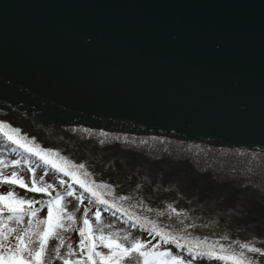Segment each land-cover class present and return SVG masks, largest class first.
<instances>
[{
  "label": "water",
  "instance_id": "95a60500",
  "mask_svg": "<svg viewBox=\"0 0 264 264\" xmlns=\"http://www.w3.org/2000/svg\"><path fill=\"white\" fill-rule=\"evenodd\" d=\"M0 124L142 221L264 252V0H0Z\"/></svg>",
  "mask_w": 264,
  "mask_h": 264
},
{
  "label": "snow or ice",
  "instance_id": "6c2138e0",
  "mask_svg": "<svg viewBox=\"0 0 264 264\" xmlns=\"http://www.w3.org/2000/svg\"><path fill=\"white\" fill-rule=\"evenodd\" d=\"M103 135V134H101ZM0 137H3L6 141L11 142L12 144L18 145L25 152L37 156L39 160L43 162V165L50 166L54 172H62L64 176H69L73 183L78 184L83 192L79 196H74L75 189H73L72 184L67 185L66 193L57 192L56 195L45 201H34V200H23L17 199L16 194L13 191H9L6 195H0V264H43V254L46 249L47 240L54 238L56 234V229L63 228L64 231H69V227H65L61 222V215L66 214L65 209L61 206V201L66 197H74L79 201L77 210H79L80 204H83L85 196L83 193H88V203L89 205H103L104 211H110L112 209L115 212H120L123 215H128L129 218L133 217V213L129 212L127 209H124L121 206V202L125 200V197H120L119 199H113L109 201L103 198V193L101 190H107L108 195H112V190L107 185H97L94 182H88L86 179H81L77 172L83 168L80 166V169L76 171H69V168L74 166L69 165L59 153L55 152H46L39 148L38 145L34 143L31 144L26 137H22L18 130L8 127L7 125L0 124ZM16 149H13L15 152ZM13 166H19L20 160H15L11 162ZM0 165H5V162L0 161ZM40 165H37L39 167ZM33 172L34 169H29ZM48 169H45V175H47ZM84 177L88 176L87 172L83 173ZM17 173L13 172L11 180L0 176V182L3 183H13L19 184L21 187H27L23 179H16ZM42 183V181H41ZM61 186L65 185L63 179L59 180ZM37 182L33 179L32 187L29 188V191L47 193L49 189H53V185L48 184L43 187H37ZM33 204H40V209H33ZM25 206H27L28 211H25ZM47 206V219L40 221L39 223L46 224L47 227L42 233L38 236L39 248L38 250L32 251L29 249L28 245L32 243L29 239L25 243V237L31 235L30 230H25L23 235L16 237L17 244L15 248L6 246V241L8 239V234H10L14 229L7 228V223L15 221L20 223L25 215L35 216L38 211L42 210ZM55 206V208H54ZM134 207V206H133ZM6 209L9 213L7 221L3 220L2 213ZM54 210L56 213L55 220ZM91 209L86 207L84 209L83 216L81 218L82 227L78 229V234L80 236L79 248L83 252L86 247L85 241H88L87 244V260L91 264H96L94 256L99 258L100 264H122V261L128 257L132 252L138 253L139 257L142 258V264H192V261L197 258H204L209 261L217 260L220 264H255V261L246 255V253L260 254L264 255V252L260 248L251 246L249 243H241L239 241L229 243L228 246L221 243L219 240L208 241L207 239H200L198 237L192 236L190 233L185 231L181 232H169L165 231L164 227H161L157 224L155 220L144 222H138L139 218H136L133 223V227H139L142 231H147L149 235L155 239L159 237V241L156 244H152L151 248H148L147 244L135 240L132 242L131 247L127 248L124 245L120 244L118 241L120 239L119 233H110L105 236L103 234L99 236H93V229L90 225L88 218V213ZM113 212V214H115ZM171 212L175 213V209H171ZM164 215L163 212L157 213V216ZM67 220L75 223L74 214L67 213ZM97 225L101 222V211L97 207V210L93 216ZM149 225L146 227L145 225ZM29 225L31 226V220H29ZM6 229V231H5ZM101 233L102 229H98ZM124 240H128L129 237L125 235ZM227 240V237H224ZM93 240H99L100 245L109 249L107 255L95 251V248L98 246L93 243ZM161 242L165 245L172 244L178 250H183L187 255L192 257V260L185 262L181 256L173 255L170 251H160ZM151 243V241H148ZM64 245L63 238H58V247L55 249L56 256L59 257L60 247ZM69 254H72L71 245H68ZM27 252L30 257L29 260L24 259V253ZM65 264H68V261H65ZM76 264H81L80 261H77Z\"/></svg>",
  "mask_w": 264,
  "mask_h": 264
},
{
  "label": "rangeland",
  "instance_id": "374dc122",
  "mask_svg": "<svg viewBox=\"0 0 264 264\" xmlns=\"http://www.w3.org/2000/svg\"><path fill=\"white\" fill-rule=\"evenodd\" d=\"M0 161L5 162V165H0V176L4 178H8L11 180L12 173L16 172L17 177L16 179H23L25 185L27 187H21L19 184L13 183H3L0 182V195H6L9 191H13L16 194L17 199L23 200H34V201H45L48 200L56 195L57 192L59 193H66L67 192V185L72 184L73 189H75L74 196H79L80 193L83 192V189L79 187L78 184L72 182L69 176H64L63 173L58 175L54 172H47L45 175V169L43 167H37L31 163H21L19 166H13L11 162L17 160L16 156L11 154L10 152L5 151V149L9 148V144L7 143L4 138L0 137ZM2 147L4 150H2ZM24 156V155H23ZM24 158V157H23ZM28 158V157H27ZM25 159V158H24ZM29 169H34L33 172L29 171ZM69 170V169H68ZM50 171H52L50 169ZM71 171V170H69ZM81 179L83 177L77 173ZM33 179L37 182V187H43L45 185L51 184L53 185V189H49L47 193L42 192H35L29 191L28 189L32 187ZM63 179L66 183L64 186H61L59 180ZM42 181V183H41ZM85 199L83 204H80L79 210H77V206L79 201L74 197H66L61 201V206L65 209V213L74 214L75 223L73 224L71 221L67 220L66 214L61 215V222L64 224L65 227L70 226L69 231H64L63 228L56 229V234L54 238H50L47 240V245L45 252L43 254V264H65V261H68V264H76L77 261H80L81 264H91L87 260V244L88 241H85L86 247L81 251L79 248L80 236L78 234V229L82 227L81 218L84 213V209L86 207L90 208L91 210L88 213V218L90 221V225L93 229L92 235L99 236L101 234L107 236L110 233H119L120 239L119 243L124 245L127 248L131 247V244L135 240H140L147 244L148 248L152 247V244H156L155 242L151 241L148 243L149 237L146 235L145 232L141 231L139 228L133 227V225L129 222H126L121 217L116 214H113L111 211H104V207L102 206H94L89 205L88 203V193H83ZM106 200L111 201L108 198L103 197ZM2 207V205H0ZM97 207L100 208L101 211V222L97 225L96 221L94 220L93 216ZM33 209H40V204H33ZM55 208V206H54ZM25 211H28L27 206H25ZM47 206H45L42 210L38 211L35 216L25 215L23 220L20 223H16L15 221H11L7 223V228L14 229L10 234H8V239L6 241V246L15 248L17 244L16 237L23 235L25 230H30L31 235L29 237H25V243L28 242L30 239L32 241L31 244L28 245L29 249L32 251L38 250L39 243H38V236L40 233L44 231L47 227L46 224L39 223L40 221L47 219ZM9 213L6 209L3 210L2 218L3 220L7 221ZM55 210H54V217L55 220ZM133 220L136 217H132ZM29 220H31V226L29 225ZM138 222H144L139 219ZM148 227L149 225H145ZM98 229H102L103 232L101 233ZM6 231V229H5ZM127 235L129 237L128 240H124L123 237ZM58 238H63L64 245L60 247L59 257L56 256L55 249L58 247ZM93 243L98 245L95 248V251H99L105 255L109 253V249L100 245L99 240H93ZM68 245H71L72 254H69ZM160 251H170L173 255H178L183 258L185 262L192 260V257L187 255L185 251L178 250L172 244H160ZM2 251V250H0ZM24 259L29 260L30 257L28 253L25 252ZM250 257V256H249ZM96 261V264H100L98 257H93ZM255 264H264V259H258L251 257ZM122 264H142V258L139 257L138 253L132 252L128 257H126ZM192 264H220L217 260H207L204 258H197L196 260L192 261Z\"/></svg>",
  "mask_w": 264,
  "mask_h": 264
},
{
  "label": "trees",
  "instance_id": "16d2710c",
  "mask_svg": "<svg viewBox=\"0 0 264 264\" xmlns=\"http://www.w3.org/2000/svg\"><path fill=\"white\" fill-rule=\"evenodd\" d=\"M3 139V137H1ZM5 140V139H4ZM7 143L9 144V148L5 149V151L10 152L11 154L15 155L17 160H20L21 163H31L34 164L35 166L40 165V167H43L44 169H48V172H54L50 166L47 165H43V162L41 160H39V158L37 156L31 155L27 152H25L22 148H20L18 145L16 144H12L11 142L7 141ZM1 147V146H0ZM13 149H16L15 152H13ZM2 150H4V148L2 147ZM24 155V156H23ZM25 159H24V158ZM28 157V158H27ZM50 169L52 171H50ZM45 172V171H44ZM58 175L62 174V172H54ZM94 205V204H93ZM96 206V204L94 205ZM97 206H102L103 205H97ZM111 212H115L114 209L110 210ZM116 215H118L119 217H121L123 220H125L126 222H129L133 225L134 220L132 218H129L128 215H123L120 212H115ZM136 228H139L138 226ZM140 229V228H139ZM142 231V230H141ZM146 233V235L149 237L150 241H153L155 243H157L159 241V237H156L155 239H153L149 233L147 231H143ZM162 243V242H161Z\"/></svg>",
  "mask_w": 264,
  "mask_h": 264
}]
</instances>
